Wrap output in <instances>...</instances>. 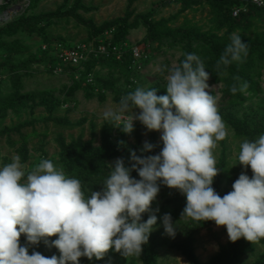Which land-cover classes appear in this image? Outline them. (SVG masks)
<instances>
[{
    "label": "rangeland",
    "instance_id": "374dc122",
    "mask_svg": "<svg viewBox=\"0 0 264 264\" xmlns=\"http://www.w3.org/2000/svg\"><path fill=\"white\" fill-rule=\"evenodd\" d=\"M244 1L247 2L13 0L0 5V167L10 163L13 156H19L29 168L41 158L51 159L62 166L69 177L80 180L91 173V179L97 183L96 190L92 191H102L107 173L95 175V170L103 167L109 173L108 165L118 158L124 160L126 167H131L132 151L141 157L159 154L163 148L162 132L143 129L126 134L115 130L111 122L102 118L106 107L114 106L128 93L123 90L127 80L124 67L104 61L95 64L90 71L92 80L87 81L92 85L83 87L78 82L83 83L86 78L83 69L67 68L65 75H55L53 70H48L52 66L51 59L42 54V47L47 45L54 56L53 46L60 40L74 45L85 41L92 43L96 39L112 42L122 39L132 47H139L145 56V63L142 62L139 70L138 87L155 88L157 95L167 94L164 79L167 72L162 75L160 69L179 64L185 53H195L202 59L209 74L207 83L210 87L217 86L213 94L220 93L218 110L228 129V137L215 149L220 172L214 177L212 187L221 197L232 191L242 171L250 178L253 174L250 166L246 169L239 164L233 166L237 163L239 143L264 134V62L257 66V71H251L258 84L256 90L249 89L243 96L234 97L237 104H232L224 93L228 68L218 70L216 61L219 58L194 36L206 35L220 46L230 43L233 33L241 35V39L264 42V12L251 11L239 19L232 14L235 4ZM246 8L242 5L240 13L246 12ZM247 58L250 60L251 55ZM71 99L77 106L67 110L62 103ZM134 111L138 113L139 109ZM260 112L262 120L251 123L250 127L245 124L247 119L252 122L257 119ZM120 134L124 149H118L114 143ZM145 142L155 147L151 151L138 152ZM72 148H79L80 154L69 152ZM86 151L101 152L104 164L87 162L81 155ZM130 175L140 179L135 170ZM158 183L160 191L156 199L150 210L142 214V221L155 214L157 223L141 255L125 258L110 249L100 264H192L189 253L199 264H215L220 258L227 261L233 242L228 238L226 227L201 228L192 220L181 219L186 196ZM166 213L172 217L175 236L165 232L162 217ZM57 238H47V245L41 240L29 246V254L37 251L46 257L59 256L58 249L51 246V241ZM240 239L245 253L231 264H264V239L258 243ZM20 244H27L23 234ZM90 261L80 258V264H90Z\"/></svg>",
    "mask_w": 264,
    "mask_h": 264
},
{
    "label": "clouds",
    "instance_id": "9594fccd",
    "mask_svg": "<svg viewBox=\"0 0 264 264\" xmlns=\"http://www.w3.org/2000/svg\"><path fill=\"white\" fill-rule=\"evenodd\" d=\"M248 54V43L233 33L216 68L243 62ZM160 71L167 72V94L137 87L106 107L102 118L126 134L134 130V121L160 131L163 148L144 157L132 151L131 167L122 158L109 164L102 191L86 197L81 181L51 159L41 158L29 168L13 156L0 167V264H80L81 257L100 260L110 249L125 258L139 257L157 223L155 214L147 221H142V214L156 199L158 182L186 196L181 219L225 226L233 243L240 238L251 243L264 239V134L239 143L233 166H250L253 174L250 178L242 171L233 190L221 197L212 187L220 172L215 149L228 137V129L218 110L220 93L213 94L217 86H209V74L195 53H185L179 64ZM247 88L245 82L229 90L235 95ZM154 147L145 142L142 151ZM133 170L140 179L130 175ZM162 220L165 232L175 236L171 215L164 214ZM22 234L26 245L20 244ZM53 236L58 238L51 246L59 256L29 254V246L41 240L47 245Z\"/></svg>",
    "mask_w": 264,
    "mask_h": 264
},
{
    "label": "trees",
    "instance_id": "16d2710c",
    "mask_svg": "<svg viewBox=\"0 0 264 264\" xmlns=\"http://www.w3.org/2000/svg\"><path fill=\"white\" fill-rule=\"evenodd\" d=\"M244 4L247 6L246 12L240 13V15L237 18L234 17L235 19H239L243 15L249 14L251 11H262V12H264V8H260L257 5H254L252 3V0H247V2L244 1V2H240L239 4L236 3L234 8H233V10H232V14H233L235 9L242 8V5H244ZM152 30H153V28H152ZM194 38L197 41L203 42L206 45H208L210 51L212 53H214L218 58L221 55V53L224 51L225 46H226V45H224V46L218 45L211 37L207 38L206 35H195ZM242 41L245 42V43H248V45H249V54H248V56L251 55V59L248 60V58L246 57L243 60V62H239V63L238 62H233L230 66L227 67L228 68L229 77H228V79L226 81V88H225L224 93H225L226 97H230L229 100H230V102H232V104H237V102L234 99V97L237 99V98L243 96L244 93L237 92L235 95H233L230 92V90H229L230 86L232 84H236L239 87L241 84L246 82L247 85H248L247 90L250 89L252 92L254 90H256V87H257L258 84L254 80V78H253L254 73H252V72L257 71V66L262 65V63L264 62V42L258 43V42H255L254 40H245V39H242ZM85 42L88 43V41H85ZM58 43H62L64 45H66V46L73 45V44H70V43H68L66 41H61V40ZM113 43L115 45H123L124 43H126V41L122 40V39H114ZM130 48H131V46H129V49L123 55L122 62L117 61L116 59L106 60V59H103V58L93 59V60L88 61L87 63L84 64V66H83V68H84L83 70L84 71H82V72H84L83 74L86 75V78H84L85 80L83 81V83L81 82V80H78V82L81 83L83 87H89L92 84L87 82L88 81L87 75L89 77V75L92 74L90 72L92 70L91 67L94 66L95 64H98V63L102 62V61L110 62V63L113 62L115 65H117L119 67H124L125 70H126L127 80L124 83L123 90L125 92L133 91L135 88L138 87V85L140 83V80H141V75L139 73V69L136 66L134 67L133 56H132V53L130 51ZM51 50L52 49H49V50H47L45 52L42 51L43 52L42 54L51 59L52 66L48 70H50L52 72V70L56 66L57 62H56L55 55L53 56ZM247 60H248V62H247ZM142 62L145 63L144 60ZM71 69L73 71H79L81 68L79 67V68H71ZM245 70L249 73V75L246 74ZM81 76H82V74H81ZM92 76H93V74H92ZM237 78H239V79H237ZM134 81H137V83H134ZM67 104H74L75 106H77V103H76V101L74 99L64 101V103H62V106L63 105H67ZM256 118L257 119L253 120V122L250 121V120L248 121V119H247L245 124L250 127L251 123H254L255 121H258V120L259 121L262 120V119H260L261 118V112L257 115ZM113 128H115V130H117V131H121L122 132L121 128L114 127V126H113ZM138 130H143V129H142L141 126H138L130 134H132L134 132H137ZM120 136L121 137L119 139L115 140V142L112 139V141L118 145V149L122 148V147L125 148V144H123L124 139H123L121 134H120ZM117 145H115L116 149H117ZM79 148H77V149H73L72 148V149H70L68 151L69 152H76V153L80 154ZM124 148H122V149H124ZM138 152H142L143 153L142 148L138 149ZM81 155L84 156L87 159V162L94 163L96 161H100V163L104 164V159H102V153L101 152L86 151V152H82ZM95 168H97V165H96ZM97 172H102V173L106 172L107 173L106 178L109 175V173L103 167L101 169L95 170V175H97ZM86 175L87 176H85L84 179H80V181L82 183V187H83V191L85 193V196L87 197V195L89 193H91L89 191H92V189L96 190L94 188L97 187V183L91 179V177H92L91 173H90V175H88V174H86ZM193 223H194V225L196 227H201V228L208 227V226H211V225H216L214 223V221H205V222H195V221H193ZM50 238L51 237H49L48 239H50ZM240 240L241 239H239L238 241L233 243L231 257L227 261H225V259L220 258V259H217L215 261V264H231L233 261H236L240 256H242L245 252H244V248L241 247V245H240ZM145 246H147V244H145ZM46 253L49 254V250H47ZM188 256H189V259L191 260L192 264H199L197 262V260L195 259V257L191 253H189ZM100 260H97V259L93 258L90 261V264H100ZM148 264H153V263L149 262Z\"/></svg>",
    "mask_w": 264,
    "mask_h": 264
},
{
    "label": "built area",
    "instance_id": "2783aa9c",
    "mask_svg": "<svg viewBox=\"0 0 264 264\" xmlns=\"http://www.w3.org/2000/svg\"><path fill=\"white\" fill-rule=\"evenodd\" d=\"M10 1L13 0H0V5ZM252 3L260 8H264V0H252ZM242 10V8L235 9L233 15L238 17ZM129 46L130 45L127 43H124L123 45H115L112 41L106 39H96L92 43L79 42L71 46L56 43L53 46V50L55 51L57 65L54 67L53 73L55 75H65L66 68L80 67L81 69H84V64L93 59H116L117 61L122 62L123 55L129 49ZM49 49L50 47L47 45L42 47L44 52ZM130 51L133 56L134 67L136 66L140 70L143 67L142 60L145 59L143 52L136 46H131ZM90 77H92V75H89L88 81L92 80ZM77 79H79V77H77ZM134 83H137V81H134ZM74 107V104L65 105V108L67 109ZM138 126H141L142 129H147L141 122L134 121V130Z\"/></svg>",
    "mask_w": 264,
    "mask_h": 264
}]
</instances>
